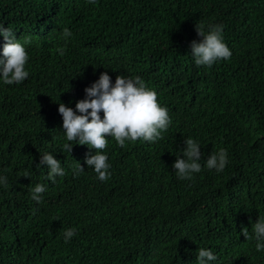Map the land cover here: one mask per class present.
Masks as SVG:
<instances>
[{
	"label": "trees",
	"instance_id": "16d2710c",
	"mask_svg": "<svg viewBox=\"0 0 264 264\" xmlns=\"http://www.w3.org/2000/svg\"><path fill=\"white\" fill-rule=\"evenodd\" d=\"M0 24L29 55L26 80L0 78V264H198L199 248L217 256L209 264H264L251 227L264 217V0H0ZM200 24L223 25L230 59L195 64ZM103 72L113 85L140 76L171 121L156 142L106 137L107 181L85 163L95 150L66 140L58 112L75 110ZM189 137L202 169L181 180L172 166ZM221 148L225 169L209 170ZM45 153L65 171L55 183L38 166Z\"/></svg>",
	"mask_w": 264,
	"mask_h": 264
},
{
	"label": "clouds",
	"instance_id": "9594fccd",
	"mask_svg": "<svg viewBox=\"0 0 264 264\" xmlns=\"http://www.w3.org/2000/svg\"><path fill=\"white\" fill-rule=\"evenodd\" d=\"M94 3L95 0H89ZM196 32L202 39L198 42L193 40L190 44L191 54L197 66L211 67L218 60L231 58V50L223 41V25H196ZM0 36L4 38L2 57L0 58V78L5 85L20 84L29 76L25 65L29 60L28 52L24 45L18 41L11 28H5L0 24ZM65 38L71 36V32L63 30ZM27 42V40L25 41ZM60 56L65 55V48L56 49ZM85 98L78 100L75 110L59 103L58 112L62 116L63 129L66 140L76 141L79 145H87L95 150V154H86L85 163L94 169L100 181H107L110 178V164L104 150L108 146V139L112 137L120 147H125L126 141L142 139L147 142H156L162 139V132L166 131L171 121L168 109L158 102L157 92L146 86L140 76L128 78L117 75L113 85L111 77L107 72L100 74L99 79L91 86L86 87ZM103 113L101 118L100 113ZM79 113V114H78ZM185 147L182 156H177L173 169L181 180H191L194 173L201 172V148L199 143L187 138L184 141ZM73 145L65 143L62 151L71 153ZM228 163L227 151L223 148L218 152L211 153L205 164L209 170L215 169L222 172ZM47 165L49 169L48 179L55 183L57 176L65 175L54 155L45 153L40 158L38 166ZM84 167L77 162L73 167L74 176L84 172ZM28 174L25 173V177ZM0 182L7 185V178H0ZM46 187L37 184L31 189V199L40 203L41 194ZM252 231L257 241V251L264 250V217H259L252 224ZM76 229H67L64 232V239L67 243L74 235ZM242 235L246 239H252L248 228H242ZM196 260L198 264H209L217 260V256L207 248H199Z\"/></svg>",
	"mask_w": 264,
	"mask_h": 264
}]
</instances>
